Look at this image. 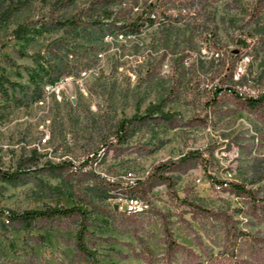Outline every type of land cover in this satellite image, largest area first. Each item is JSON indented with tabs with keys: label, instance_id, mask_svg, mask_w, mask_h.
Here are the masks:
<instances>
[{
	"label": "rangeland",
	"instance_id": "rangeland-1",
	"mask_svg": "<svg viewBox=\"0 0 264 264\" xmlns=\"http://www.w3.org/2000/svg\"><path fill=\"white\" fill-rule=\"evenodd\" d=\"M52 1L0 0V10L11 12L8 20L0 22V74L30 86L46 61L56 58L48 49L55 39L59 53L70 52L66 58L72 66L71 73L54 85L40 82L43 98L36 103L15 104L8 88L5 97L0 92V165L28 164L25 159L31 148L42 158L29 168L44 160L77 165L101 148L95 170L113 179L131 170L142 179L157 162L175 160L189 149L200 151V164L168 172L174 196L164 185L153 184L142 197L148 203L143 213L124 218L125 213L116 209L108 216L90 215L82 239L99 264H163L164 233L195 253L215 254L225 242L223 215L243 231L264 234V218L249 207L247 195L214 189L210 181L228 172L230 180L254 191L255 204L264 197V118L230 111L233 106L225 97L209 103L226 51L245 53L247 60L236 63L248 78L243 89L255 90L264 78V49L257 36L263 24L248 17L249 0H167L165 15L159 13L166 24L143 26L137 34L100 37L92 30L88 37L34 27L36 32L22 39L11 37L16 23L45 12ZM82 2L72 0L61 12L76 14ZM191 4L194 15L182 16L178 10ZM117 6L115 2L109 8ZM88 41L94 44V53L85 48ZM78 61L88 65L75 73ZM159 101L163 109L177 113V126L144 124L116 146L120 152L105 147L119 118ZM26 177L24 183L0 182L1 210L67 206L77 193H86L95 203L116 202L113 197L98 198L102 177L93 171L31 170ZM124 195L116 191L114 196ZM184 196L205 210L180 202ZM75 229L70 219L52 218L42 229L25 231L0 215V250L15 251L20 260L28 255L33 264H86L74 247Z\"/></svg>",
	"mask_w": 264,
	"mask_h": 264
},
{
	"label": "trees",
	"instance_id": "trees-1",
	"mask_svg": "<svg viewBox=\"0 0 264 264\" xmlns=\"http://www.w3.org/2000/svg\"><path fill=\"white\" fill-rule=\"evenodd\" d=\"M167 0H142L137 3V0H84L79 6L76 14H64L61 11L68 7L72 0H53L45 12L36 15L33 19H27L16 23L11 29V37L15 40L22 39L26 34L36 32L34 27L40 28L43 31L56 32H81L90 37L92 30L98 32L100 37L110 34H137L143 26L151 25L153 18L150 13L162 10L167 6ZM179 1V0H177ZM187 1V0H186ZM189 1V0H188ZM117 3L115 9H110V5ZM136 7L132 9V7ZM192 8L194 9L193 5ZM248 17L259 18L262 21L261 30L257 32L259 37L258 42L261 43V49H264V0H249L248 2ZM157 15V14H156ZM11 12L7 8L0 10V22L9 19ZM84 17V18H83ZM167 22V20H166ZM160 23L162 24H166ZM169 22V21H168ZM247 36L252 38L251 34ZM64 37V35H63ZM63 37H61L64 42ZM56 41V39H55ZM51 41L48 49L50 53L57 55L50 62L46 61V65L41 69L37 79H30L29 85H19L15 82H10L0 74V92L5 97L6 88L10 90V97L15 104H33L43 98V84L54 85L56 81L71 73L70 60L66 58L70 52H58L59 46ZM64 46L65 43H64ZM68 48V47H67ZM85 48L88 52H93L94 44L88 41ZM245 53L237 51V49L224 52L220 59V67L214 83L211 85L209 103H215L219 97L227 98L232 104L230 111L244 110L250 115L253 114L257 118H264V78L259 87L255 88L254 94H250L244 88L245 82L248 79L244 72H239L236 78H233L237 61ZM79 62V61H78ZM79 65L74 68V72H78L87 68V63L79 62ZM5 83V87H2ZM221 103L220 106H223ZM180 119L175 111L163 109L162 101L155 103H147L143 109L138 112L134 111L127 117L119 118L112 131V140L107 141L105 147H113L114 150L120 152L119 144H124L131 133L139 126L152 123H161L167 127L177 126ZM200 119L197 120L199 122ZM255 133H258V131ZM94 157V154L92 153ZM42 155L37 154L34 148L30 149L26 161L28 164L21 162L13 168L3 167L0 165V182L9 184L27 182V172L31 170H43L48 172H59L69 167L70 162L62 160L60 162L51 163L44 160L38 167L29 168V164H36L41 160ZM98 158V155H96ZM88 158H84L80 164L86 163ZM202 162V156L197 149H189L179 155L175 160L161 161L153 164L146 171L142 179L136 181L132 186L125 184L123 187L118 185L116 180H105L100 178L97 185V196L105 200L113 197L116 191H120L126 195H137L144 197L150 185L162 184L174 196L173 179L168 172H183L195 167ZM71 172V170L69 171ZM88 172V171H87ZM72 173H79L78 170ZM97 176V175H94ZM228 194L234 196H248L250 198L249 207L256 209L259 216L264 218V197L260 199V203L255 204L253 199L254 191L244 187L241 182L227 181V184L222 188ZM74 202L67 206L61 205H46L41 208H24L19 211L4 209L0 211L7 222H10L16 227L23 230L42 229L44 223L52 218L70 219L75 225L74 232V247L77 253L82 257L86 264L97 263L94 251L88 249L84 245L83 235L86 232V226L89 224L88 218L92 214H100L108 216L114 213L116 209L113 204L95 203L91 201L86 193L75 194ZM180 202L189 205L190 207L199 208L201 211L205 209L200 205L192 202L186 197H182ZM122 214V213H121ZM123 215V214H122ZM124 218L131 217L129 214H124ZM222 219L226 224L224 231V246L217 253L210 252L195 253L188 247H185L171 238L169 233H164V262L163 264H264V234H250L243 231L233 224L230 217L223 215ZM38 237L41 238L40 235ZM178 256L179 261L175 262ZM0 264H33L30 256H25L20 260L19 255L15 251L0 250Z\"/></svg>",
	"mask_w": 264,
	"mask_h": 264
},
{
	"label": "built area",
	"instance_id": "built-area-1",
	"mask_svg": "<svg viewBox=\"0 0 264 264\" xmlns=\"http://www.w3.org/2000/svg\"><path fill=\"white\" fill-rule=\"evenodd\" d=\"M147 1V0H145ZM179 2V1H176ZM136 7H132V9H135ZM165 11H167V9H163V15H165ZM180 14L182 16H186V17H191L192 15H194L195 10L192 9V4L187 6V7H181L179 10ZM157 14V15H156ZM163 15H160L159 13L156 12V10L154 11V13H150V17L153 18V25H160V23H164L166 22V19ZM183 20V18L181 19ZM239 63L242 62L243 60H247L246 56L243 55L240 59H239ZM236 65L235 67V72L233 73V78H236L237 74L240 71V65ZM239 70V71H238ZM248 93H254L255 91L253 89H246ZM41 141H45V137H41L40 139ZM261 144L264 147V139L261 141ZM101 150V148L99 149ZM98 150V151H99ZM97 151V152H98ZM97 152L94 154V157L92 156V153L88 155V160L86 163L84 164H73L70 163L68 170L70 171H81V172H85V171H93L96 174H99L103 179L105 180H116L118 182V185L123 187L125 184H132V186L136 183L137 180H139L138 177L134 176L133 172L131 170H124L122 171L120 174L117 175V177H115L114 179L104 173H101L97 170H95V163H96V154ZM231 179L230 177V173H226L224 177H222L221 179H213L210 178L211 181V185L213 186L214 189H222L226 184L227 181H229ZM113 198H115L116 202L112 203L113 207L115 209L120 210L121 212L128 214L130 212H135V207L136 206H143L144 210L148 209V203L145 199H143L140 196L137 195H124V197H115L113 196Z\"/></svg>",
	"mask_w": 264,
	"mask_h": 264
},
{
	"label": "bare ground",
	"instance_id": "bare-ground-1",
	"mask_svg": "<svg viewBox=\"0 0 264 264\" xmlns=\"http://www.w3.org/2000/svg\"><path fill=\"white\" fill-rule=\"evenodd\" d=\"M148 1V0H147ZM193 9V8H192ZM250 94H254V93H250ZM256 143V141H254ZM100 151V150H99ZM99 151L97 152L96 155H98ZM132 185V184H131ZM119 197V196H118ZM146 210H144V207L143 206H136L135 207V212H130L128 214H140V213H143L145 212Z\"/></svg>",
	"mask_w": 264,
	"mask_h": 264
}]
</instances>
